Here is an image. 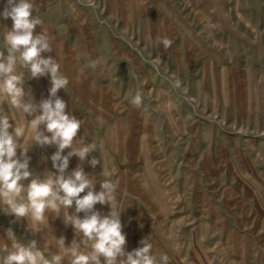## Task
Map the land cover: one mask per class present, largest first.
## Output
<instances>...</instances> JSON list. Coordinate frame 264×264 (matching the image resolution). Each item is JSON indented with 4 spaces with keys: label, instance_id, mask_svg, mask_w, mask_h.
<instances>
[{
    "label": "rangeland",
    "instance_id": "rangeland-1",
    "mask_svg": "<svg viewBox=\"0 0 264 264\" xmlns=\"http://www.w3.org/2000/svg\"><path fill=\"white\" fill-rule=\"evenodd\" d=\"M31 2L52 37L44 56L68 81L58 95L81 120L78 137L96 146L88 159L101 161L93 168L86 160L84 170L96 191L103 179L116 185L126 251L147 238L167 264H264V0ZM11 25L0 19L5 54ZM160 38L172 41L166 51ZM17 71L36 103L48 98L50 75ZM4 108L11 123L25 124L18 110ZM23 144L32 145L27 134ZM55 151L33 147L35 175L56 171ZM79 163L72 157L68 171ZM14 220L0 211V238L9 227L41 249L47 232L66 245L75 238L62 216L49 215L37 234ZM56 251L52 240L45 255Z\"/></svg>",
    "mask_w": 264,
    "mask_h": 264
},
{
    "label": "clouds",
    "instance_id": "clouds-1",
    "mask_svg": "<svg viewBox=\"0 0 264 264\" xmlns=\"http://www.w3.org/2000/svg\"><path fill=\"white\" fill-rule=\"evenodd\" d=\"M31 0H6L0 19L12 21L11 28L4 26V41L7 54L0 51V211L13 216V222L27 221L26 231L32 234L48 229L49 215L62 216L65 227L71 226L75 238L66 245L65 237L44 235L43 249L37 240L27 243L19 239L14 230L6 229V240L0 243V264H167V256L159 259L152 255V245L147 238L140 241L141 247L126 251V234L123 232L121 212L113 206L116 185L103 179L100 191L95 190V177L85 172L87 162L95 168L100 160L89 155L96 151L94 143L87 144L78 137L81 120L67 111V103L58 95L68 81L59 75V64L51 53L52 37L44 28V22L33 14ZM39 27L40 31H36ZM166 51L172 41L160 38ZM21 67L30 78H51L49 96L34 101L30 89H25V78L18 74ZM139 105V95L133 98ZM8 109L18 110L25 124L10 121ZM32 142L25 146L26 136ZM55 146L50 156L55 172H47L43 178L35 175L30 167L32 157L28 153L33 147ZM19 155L17 154V150ZM65 149H70L65 155ZM77 157L80 163L71 171L70 159ZM29 181L25 185L24 181ZM82 193H86L81 195ZM109 205L110 211L102 215L95 205ZM74 207V212L69 209ZM81 213L83 214L81 216ZM55 241L57 251L47 258L45 251L50 241Z\"/></svg>",
    "mask_w": 264,
    "mask_h": 264
}]
</instances>
